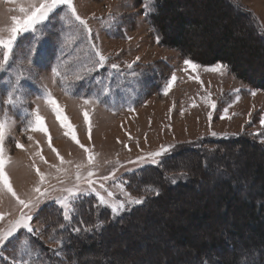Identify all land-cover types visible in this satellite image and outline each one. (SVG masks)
I'll return each mask as SVG.
<instances>
[{
  "label": "rangeland",
  "instance_id": "1",
  "mask_svg": "<svg viewBox=\"0 0 264 264\" xmlns=\"http://www.w3.org/2000/svg\"><path fill=\"white\" fill-rule=\"evenodd\" d=\"M233 1L237 10L251 12L264 31V0H230ZM74 4L77 14L87 22L90 33L70 14L61 19L64 8L60 6L48 20L37 25L36 40L31 33H24L17 40L18 47L14 48L7 63H0V67L5 68L0 75V101H5L0 104V110L15 121L4 142L5 153L12 161L6 172L17 195L35 203L33 188L39 184V177L32 167L35 164L46 177L40 186L48 192L32 208H22L10 194L0 192V215L3 216L0 232L7 230L23 212L34 218L32 226L37 237L30 241L19 233V238L0 254V264H14L13 257L19 264H110L108 256L104 255L106 250L113 251L114 264H197L192 256L196 245L192 243L208 245L211 237H218L225 246H233L234 252L242 253L241 256L246 254L247 258L251 249L253 252L261 250V245L248 247L246 240L226 237L223 231L227 225L224 224L219 226L215 235V230H208L214 221L212 226L209 223L193 234L187 232L191 243L187 247L180 246L178 240L168 234L167 228L174 223V226L187 227L188 219L171 220L166 224L174 215L184 214L188 206H182L180 202L175 208H167V217L155 210L146 216L144 226L138 223L127 229L117 227L119 232L116 230L111 236L108 249L100 244L99 249L88 250L79 258L73 246L74 252L69 250L70 239L84 237L83 228H87L89 213L92 216L87 202L79 201L80 194L86 196L84 193L96 187L98 180L111 196L126 204H129V196L136 198L149 193L150 187L161 186L165 190L172 178L178 177L177 182L185 180L186 174L191 175V172L198 178H188L202 189L203 185L208 183L210 187L222 176L232 179L244 176L238 166L243 156L238 153L241 147L232 144L214 146L207 141L212 143L218 138L235 135H249L260 142L264 140V125L261 123L264 120V88L261 87L264 67L260 61L255 60L251 67L246 59L250 66L243 64L246 78H239L227 65L222 74L208 70L218 64L225 65L221 62L207 66L197 63L200 65L197 72L185 70L184 61L189 58L181 51L157 42V34L147 21L144 0H74ZM18 7L19 3L0 0V27L9 26L11 17L20 15ZM239 11L233 10V13L237 15L235 12ZM242 21L246 27L250 26L248 16ZM4 35L6 37L7 33ZM32 44L36 47L35 55L26 59L25 54ZM96 51L107 58L103 66L98 63ZM113 64L118 68H113ZM129 64L132 68H128ZM54 67L60 76L53 77L51 69ZM77 74L80 79H75ZM173 75L177 79L164 95L167 82ZM65 76L68 79H64ZM18 84L22 85L18 91L24 99L10 108L6 101L10 90L17 91ZM45 90L51 92L65 109L80 144L65 135L66 129L39 98ZM102 90L109 94L104 95ZM97 96L101 103L82 104V98ZM37 108L45 119L48 135L25 131V115ZM83 110L89 112L90 133ZM17 143L22 144L23 149L17 148ZM81 144L96 157L92 165L87 164L88 154ZM195 145L201 146L200 152L196 149L192 152ZM162 149L168 150L163 154L166 156L169 152H176L166 162L176 174L168 172L163 179L151 171L142 173L140 178L130 176L128 172L141 167L142 163L153 161L151 154ZM37 152L40 155H36ZM57 153L63 158V164ZM158 158L155 157V161ZM77 164L85 167L78 170ZM144 167L148 169L146 165ZM57 168L62 171L57 172ZM77 171L81 175L79 182L76 181ZM89 171L94 175L89 177ZM88 181H91L90 185ZM68 188L74 189L73 194L65 191ZM52 196L58 200L66 198L65 202L72 203L65 211L79 229L76 231L75 228L76 236L67 234L59 217L48 209ZM151 196L156 197L154 191ZM191 198L194 199L188 196L184 203L188 205ZM62 215L60 211L59 216ZM78 217L85 221L83 227ZM126 224L123 221L121 225L125 227ZM94 242L97 241L94 239ZM220 247L219 250L204 251L199 257L202 264H231L233 255L226 252L223 245ZM49 250L52 254L43 261L31 259L44 252L47 254Z\"/></svg>",
  "mask_w": 264,
  "mask_h": 264
},
{
  "label": "trees",
  "instance_id": "2",
  "mask_svg": "<svg viewBox=\"0 0 264 264\" xmlns=\"http://www.w3.org/2000/svg\"><path fill=\"white\" fill-rule=\"evenodd\" d=\"M154 8V12L147 14V21L156 34H159V44L161 46L179 50L186 58L203 66L213 65L217 62L224 63L239 78H246L245 71L242 70L243 64L252 67L256 60L260 61L264 67V31H262L251 12L246 11V13L243 10L241 11V9L240 11L237 10L234 1L155 0ZM233 10L239 11V13L235 12L237 14L235 15ZM245 16L250 18L249 27L243 24L242 20ZM246 59H248L250 66L247 65ZM4 69V67H0V75ZM261 87L264 88V76ZM207 144L214 146L232 144L233 146L241 147L238 153L243 156H241V162H239L238 166L239 168L241 167L240 170L244 173V176H236L234 179L222 176L217 181H212L213 183L210 184V187L207 183L200 189L196 182H194V185L193 180H190L192 177L194 179L198 178L191 172V175L186 174L187 178L185 180H178L177 182L178 177L172 178V184H167L164 187L165 190L161 189V186L159 188L150 187V189H158L160 197L158 195L152 197V191L140 196L137 195L136 198L143 199V203L138 205L126 204L123 200L111 196L110 191L98 180L99 184L96 187L86 191L88 195L87 193H84L86 196L80 194L81 199L79 201L81 203L87 202V208L92 216L89 213L88 221H86L89 223H87V228H83L85 238L75 237L73 240L70 239L71 248L69 247V250L73 251V246L76 257L79 258L80 255L88 250L99 249L98 246L100 244L107 246L106 249H108L112 240L111 236L115 235L116 230L118 231L117 227L127 229L130 226L138 225V223L144 226L143 222H146V216L153 211L160 210V215L167 217L169 212L167 208L169 209L170 206L175 208L182 203V206H188L184 214L181 212L178 215H174L166 223L169 224L171 220L188 219L187 224L189 227L174 226V223L173 226L169 224L167 228L168 234L171 235V238L177 239L180 246L187 247L190 245L191 242L189 243L190 239L187 232L193 234L209 223L212 226L213 221V227L208 228V230H215V235L219 232V226L224 224L227 225V229L224 228L223 231L226 237L230 238L231 236L236 239L246 240L248 247L255 244L261 245V250L257 249L253 252L251 249L249 258H247L246 254L242 255L243 258L241 256L242 253L234 252L233 246H225L218 237L216 239L211 237L208 245L203 242L192 243L196 245L195 250L192 251L195 263L202 264L199 257L204 255V251L219 250L220 246L223 245L226 252H230L233 255L231 264H236L237 262L238 264L239 262L240 264H264V143L249 135H235L218 138L212 143L207 141ZM200 148V145H195L192 147V152L196 150L200 152ZM167 155L160 156L155 163L153 161L142 163L140 164L141 167H135L131 171L129 170L130 172L128 173L132 177L136 176V178L142 177V173L149 171L158 173L159 178L161 176L162 179L165 178L164 174L168 172L174 175L176 173L169 169L170 167L167 166L166 162L172 159L176 152H171V154L169 152ZM145 165L148 169L144 167ZM203 171L206 172V170ZM59 196L61 197V195ZM188 196H193L194 201L192 198L189 199L187 205L184 201ZM101 197L104 198L105 203H101ZM174 200L177 203H174ZM55 201H58V198L52 196L48 201V209L50 208L51 212L56 215L55 217H59L60 222L64 224V228L67 230V234L76 236V223H73L71 216H69L68 220H65L63 215L59 216V212L62 211L63 213L65 209H61L60 204ZM120 203H124L125 207L114 212L113 207ZM138 213L140 214L137 215ZM143 213H146V215L143 216ZM28 216L30 215L28 214ZM30 217L29 225L33 231L29 232L23 227L17 229L8 241L0 245V254L5 251L9 244L19 238V233H23L30 241L36 240L35 229L32 226L34 218ZM81 218L78 217L81 227H83L82 222L85 221H82ZM123 221L127 223L125 227L121 225ZM143 231L146 232L145 229ZM94 239L97 242H94ZM45 253L40 256L36 255L31 259L41 262L46 256L52 254V251L49 250L47 254ZM104 255L108 256L110 264H114L113 251L106 250ZM85 263H87L86 260ZM161 263L164 264L165 262Z\"/></svg>",
  "mask_w": 264,
  "mask_h": 264
},
{
  "label": "snow or ice",
  "instance_id": "3",
  "mask_svg": "<svg viewBox=\"0 0 264 264\" xmlns=\"http://www.w3.org/2000/svg\"><path fill=\"white\" fill-rule=\"evenodd\" d=\"M8 3H19L18 12L19 16H12L11 17V23L9 26L6 27H0V63H7L10 56L14 54V48L17 46V40L21 35L24 33H31L33 40H36V32H37V25H41L44 23V21L48 20L50 15L56 11V9L60 6H63L64 8V16H61V19H64L65 16L68 14L71 15L76 21L79 22L80 25L83 26L84 30L90 33V29L87 26V22L81 19V17L77 14V10L74 4V0H6ZM155 0H144V6L146 9V12L151 14L155 11L154 8ZM5 33H7L5 37ZM157 42H159V34H157ZM36 47L35 44L30 45L28 52L25 54L26 59H30L32 55H35ZM95 56L99 58L98 63L100 66H103L107 62V58L103 56L99 51H96ZM18 59V57H17ZM137 59H139L137 57ZM184 64L186 66L185 70L191 69L193 72H197L200 68V65L197 63L191 61L190 59H185ZM113 68H118V65L113 64ZM128 68H132V65L129 64ZM227 66L223 64L215 65L208 70L216 73H223L226 70ZM91 71V69H89ZM53 77L60 76V73L56 67L51 69ZM197 80L199 79L196 77ZM64 79H68L67 76L64 77ZM75 79H80L79 74L75 76ZM176 76L173 75L171 79L167 82V87L165 88L164 95L168 94V90L171 89L174 85V82L176 81ZM19 87H22V85H17V91L13 92L10 90L8 98L6 103L9 105V107L15 106L17 102L22 103L24 97L19 94ZM104 95H108L107 90H102ZM238 91V90H237ZM252 95H255L253 92ZM40 99L44 100L45 105L50 109V111L54 114L56 120L59 122L61 127L65 128V135L70 136L73 141H75L77 144H80V141L77 138L76 131L74 130L72 124L69 122L68 117L65 115V109L58 103V101L52 96L51 92L45 90V93L39 97ZM239 97H237L238 99ZM5 101H0V104L4 103ZM102 101L99 100V97H85L82 98V104L85 106H91L94 104L101 103ZM212 107L214 108L215 105L213 104ZM132 110V109H130ZM227 112V109H225V113ZM82 115L84 118V121L86 124H88V130L89 133L91 132V120L89 116V112L87 110L82 111ZM31 117V119H29ZM25 122V131H32V132H43L45 135H48V131L45 125V119L43 116L40 115L39 108H37L35 111H30L27 115L24 117ZM15 123L14 120H11L8 118L7 113L0 110V192H7L8 194L13 197L16 202L22 206V208H32L35 207L36 203L40 202L41 197H46L48 195V192L45 190H42L41 186L46 177L43 173L40 172L39 168L35 167V164L32 165L34 168L36 175L39 177V184L33 188V192L36 194L35 196V203L32 199L24 200L21 199L17 193L14 191L12 184L10 182L9 176L6 172V168L8 165L12 163L11 158L6 155L5 148H4V142L11 131V128L13 124ZM262 125H264V120L261 121ZM215 135V133H213ZM29 139L31 137L29 136ZM261 143H264V140L261 141ZM17 148L23 149V145L17 143ZM51 146V144L49 145ZM81 148L84 149V151L88 154L87 155V164L92 165L96 157L94 154L84 145H80ZM54 152L56 149H52ZM168 151L167 149H162L161 151H158L156 153L151 154V158H153V162L155 163V157H160L164 154V152ZM36 155H40L39 152L36 153ZM58 158L61 160V164L64 163L63 158L59 157V154L57 153ZM41 159L43 157L41 156ZM85 167L84 164H77L76 168L79 170L81 168ZM62 171V169L57 168V172ZM89 177L94 175L93 172L89 171L87 174ZM107 179V177L105 178ZM81 180L80 172L77 171L76 174V181L79 182ZM174 182V181H173ZM89 185L91 184V181H88ZM78 188V184L76 186ZM150 191H154V194L159 195V191L155 189H148ZM70 194H73L74 189L68 188L65 189ZM111 195V194H110ZM66 198L64 200H58L55 201L60 204L61 209H68L69 204L65 202ZM101 203H105L104 198H100ZM128 203L129 204H142L143 199L142 198H132L131 196L128 197ZM72 207L74 208L75 205L73 204ZM125 207L124 203L117 204L113 207V211H119L120 209H123ZM63 216L65 220L69 219V212L63 211ZM0 219H3V216L0 215ZM31 219L30 216L26 215L25 213L21 212V215L18 220H16L12 226L6 231V232H0V245H3L8 239L17 231V229L23 227L27 229L29 232H32L33 229L29 225V220ZM79 231V229H77ZM14 264H19L18 261H15V257H13Z\"/></svg>",
  "mask_w": 264,
  "mask_h": 264
}]
</instances>
